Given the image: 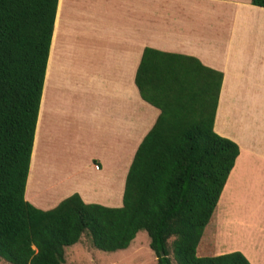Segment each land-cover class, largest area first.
Masks as SVG:
<instances>
[{"label": "crops", "instance_id": "crops-1", "mask_svg": "<svg viewBox=\"0 0 264 264\" xmlns=\"http://www.w3.org/2000/svg\"><path fill=\"white\" fill-rule=\"evenodd\" d=\"M146 47L223 73L213 128L240 152L218 203L230 204L240 185L252 190L259 170L264 177V7L251 0H58L24 188L34 207L51 209L73 192L86 203L122 205L125 175L160 114L135 83ZM201 239L198 254L230 250L208 239L205 251ZM251 249V264H262Z\"/></svg>", "mask_w": 264, "mask_h": 264}, {"label": "trees", "instance_id": "trees-1", "mask_svg": "<svg viewBox=\"0 0 264 264\" xmlns=\"http://www.w3.org/2000/svg\"><path fill=\"white\" fill-rule=\"evenodd\" d=\"M57 3L0 0V257L64 264L66 247L84 233L113 252L144 230L157 264H251L238 250L198 254L240 148L213 128L223 73L191 56L141 53L135 83L160 114L125 175L121 206L86 203L76 192L45 211L25 200Z\"/></svg>", "mask_w": 264, "mask_h": 264}, {"label": "rangeland", "instance_id": "rangeland-1", "mask_svg": "<svg viewBox=\"0 0 264 264\" xmlns=\"http://www.w3.org/2000/svg\"><path fill=\"white\" fill-rule=\"evenodd\" d=\"M250 185L252 187L250 191H246V188L240 185L229 199L230 204L223 199L217 204L212 218L204 229L200 248L210 250L207 246L208 239L211 244H220L224 250L230 249L229 252L238 250L245 256V252L250 253L248 248H252L251 251L259 254L256 260L258 262L261 260L264 264V177L261 176V170L256 172ZM45 187L49 188L50 185L47 183ZM47 188L42 192L38 189L37 194L44 197ZM248 193L251 194L249 197L246 196ZM257 249L259 250L256 251ZM260 249H263V254L259 252ZM213 251L215 252V248L209 251V254L202 251L199 254L211 255ZM0 264L12 263L0 257ZM64 264H157V259L149 247V237L144 230L137 233L128 248L113 252L95 248L88 234L84 233L78 243L66 247Z\"/></svg>", "mask_w": 264, "mask_h": 264}, {"label": "built area", "instance_id": "built-area-1", "mask_svg": "<svg viewBox=\"0 0 264 264\" xmlns=\"http://www.w3.org/2000/svg\"><path fill=\"white\" fill-rule=\"evenodd\" d=\"M95 168H99V166L98 165H95Z\"/></svg>", "mask_w": 264, "mask_h": 264}]
</instances>
